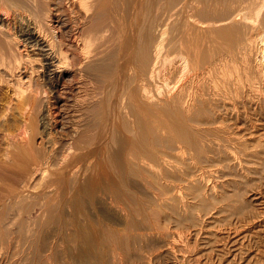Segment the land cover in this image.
<instances>
[{"label": "bare ground", "instance_id": "1", "mask_svg": "<svg viewBox=\"0 0 264 264\" xmlns=\"http://www.w3.org/2000/svg\"><path fill=\"white\" fill-rule=\"evenodd\" d=\"M261 1L221 22L205 0H0L25 14L19 34L0 24V264H126L149 239L166 264H215L166 231L159 204L187 183L174 160L196 148L198 106L219 131L220 81L226 95L256 91ZM262 189L220 227V264H264Z\"/></svg>", "mask_w": 264, "mask_h": 264}, {"label": "rangeland", "instance_id": "2", "mask_svg": "<svg viewBox=\"0 0 264 264\" xmlns=\"http://www.w3.org/2000/svg\"><path fill=\"white\" fill-rule=\"evenodd\" d=\"M236 1L238 0H205L204 3L210 12L209 18H215V15H218L220 16V21L223 22L232 14ZM258 6L261 9L258 14L259 16L254 18L257 23L256 26L262 29L261 37L264 38V0ZM19 11L13 9L9 15L0 12V24H2L6 32L18 33L19 21L22 16L23 18L25 17L24 12ZM176 29L177 24L168 26L164 35V45L173 38L177 32ZM263 40L260 41L261 44L257 43L247 55L248 63L251 66L255 61L264 58ZM251 73L252 78L255 76L252 82L254 81L253 86L257 92H254L259 95H253L254 92H248L247 89L239 90L235 94L231 91L235 96H232L231 92H228L229 95L224 94L221 84L223 77L221 78L222 75L220 74V129L217 131V123H214V125L212 122L213 118H216V115L210 113L209 110H206V113L201 112L203 108L198 106L199 114L196 112L198 114L196 117L198 123H204L209 119L205 124H198L197 120L195 122L198 125L193 122L188 123L189 126L187 127L190 128L187 129L188 131L190 129L189 133L191 132V134H188V131L187 134L196 139V148L190 150L189 159L186 161L174 158L175 164L179 166L178 169L181 168L180 173L179 171H176L177 174L175 173L174 181L178 182L179 180L178 183L175 181V184L179 185L182 178H184L182 169H188L187 183L180 184V193L169 192L167 201L165 200V203L160 202L159 204L163 211L162 217H160L163 222L161 220L160 222L164 224L163 226L166 231L183 233L184 238L190 245L198 244H195L198 255L200 252L206 253L204 256L207 257L203 256L202 258H207L205 260L211 259L213 262L216 261L215 264L218 261L220 262V227L224 224L236 223L237 220L242 218L241 213L249 214L254 211L255 206L252 199L253 194L256 192L255 189L258 188V190L263 191L262 188L264 187V75L261 74L263 75L261 76L259 72L257 74L254 70ZM258 76L259 82L261 81L262 83L255 81ZM43 86L46 88L45 98L47 97L48 99L49 97L48 100H50L52 93H50V89L46 83ZM7 95L9 96V92H7ZM251 95L254 97H251ZM43 111H46L45 107ZM207 112L211 114L209 117L207 116ZM202 113H205L204 116L208 118L199 116ZM201 119L202 121H200ZM194 124L198 127L193 126ZM15 132L14 134H17L19 131ZM39 141L37 140V144L40 143ZM44 144L46 147L48 146V144ZM203 168L206 169L204 170ZM200 169H203L205 173L201 175L202 177L199 176L202 172ZM238 217L240 218L238 219ZM211 240L215 241L212 242ZM206 243H208V246ZM208 254L212 256L209 257ZM127 257L129 258H125V260L127 259L125 262L128 264H166L161 244L154 239L136 243L134 248L128 252ZM219 262L218 264H220Z\"/></svg>", "mask_w": 264, "mask_h": 264}]
</instances>
